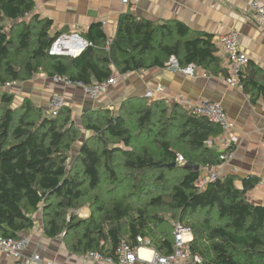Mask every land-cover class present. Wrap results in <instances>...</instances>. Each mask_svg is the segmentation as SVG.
<instances>
[{"label": "trees", "instance_id": "trees-1", "mask_svg": "<svg viewBox=\"0 0 264 264\" xmlns=\"http://www.w3.org/2000/svg\"><path fill=\"white\" fill-rule=\"evenodd\" d=\"M35 9L34 0H0V235L26 236L42 218L45 234L63 236L75 253L115 256L121 242L135 246L143 236L168 255L174 248L173 223L181 221L192 228V251L206 264H264V204L247 196L260 179L249 176L238 187L230 174L203 189L197 186L202 170L222 163L221 152L207 146L218 124L176 102L135 97L117 113L105 108L88 111L92 117L85 113L82 124L93 131L96 144L88 139L72 157L83 129L72 108L50 115L30 97L16 105L17 95L8 89L37 73L101 82L113 66L123 74L162 68L172 56L182 66L194 63L228 75L213 38L181 22L156 24L124 14L110 42L103 23L95 22L85 33L89 46L78 55H54L51 46L65 30L54 31V21ZM244 84L258 85L264 98V85L254 78ZM171 107L190 113L192 127L179 132L181 139L189 136V152L172 145ZM176 152L185 155L186 165L171 166ZM195 152L201 155L193 157ZM119 169L128 176L121 179ZM88 201L91 212L82 218L78 210Z\"/></svg>", "mask_w": 264, "mask_h": 264}, {"label": "crops", "instance_id": "crops-1", "mask_svg": "<svg viewBox=\"0 0 264 264\" xmlns=\"http://www.w3.org/2000/svg\"><path fill=\"white\" fill-rule=\"evenodd\" d=\"M34 1L35 11L54 21V31L65 30L64 34L76 33L84 39L93 23L102 22L109 41L112 40L124 14H132L137 19L156 24L181 22L193 33L212 37L214 43L231 30L239 32L241 49L250 57L249 64L243 70L242 85H228L224 72H209L196 65L198 68L194 75L175 73L167 67L156 66L122 73L119 82L96 100L90 98L80 87L54 83L45 73L35 74L28 81L15 82L8 89L17 95V101L30 97L46 109L52 94L60 93L67 105L72 107L73 114L78 115L75 118L84 116L87 111L102 108L117 113L126 100L144 98L148 89L159 85L165 86L171 102H176L177 99L198 101L202 98L218 101L235 120L236 134L240 141L229 162L207 167L202 170V175L207 174L208 169L218 171L221 177L231 174L235 176L238 187H242L243 180L247 177H257L260 179L258 185L247 196L255 204H264V98L259 94L258 85L250 84L246 87L244 84L245 79L254 78L257 84L264 85V29L253 18L252 0H141L137 6L125 5L122 0ZM219 57L221 66L226 70L224 57ZM112 69L113 72L118 71L114 66ZM147 99L149 102L157 100ZM182 107H171V142L174 147L179 146L189 152V136L181 139L179 135V132H186L192 127L187 119L190 113L182 110ZM175 110H178L177 116L174 115ZM217 130V135L210 137L207 146L220 151L216 139L222 130ZM210 141H213L212 145L209 144ZM200 155L201 153L195 152L193 157ZM39 222L36 229L26 234L30 237L31 244L23 257H11L0 249V264H40L32 259L36 253L41 255L45 263L106 264L91 261L83 254L70 251L63 237L49 238L40 227L42 222ZM154 251L153 246L147 248L140 245L138 248L141 260L151 258ZM137 264L145 263L139 261Z\"/></svg>", "mask_w": 264, "mask_h": 264}, {"label": "built area", "instance_id": "built-area-1", "mask_svg": "<svg viewBox=\"0 0 264 264\" xmlns=\"http://www.w3.org/2000/svg\"><path fill=\"white\" fill-rule=\"evenodd\" d=\"M140 1L122 0L123 4L131 6H137ZM251 9L254 13V20L264 29V0H252ZM89 44V41L82 38L79 34H62L54 41L50 52L54 55L76 56ZM215 44L218 48V55L224 57L225 67L228 72V75L225 77L226 83L231 86L240 85L242 83L243 70L249 64L250 57L241 49V36L239 32L231 30L228 34L220 36ZM166 67L175 73L189 75H194L198 68L193 63L182 66L175 56L171 57ZM120 76H122V73L114 71L104 81L93 82L91 84L79 81L74 86L82 88L90 98L96 100L103 93H106L111 86L117 84ZM65 79L56 76L52 77L54 83ZM145 97L164 99L166 102L172 101L165 86L162 85L148 89ZM176 102L192 114L206 117L220 126L222 131L217 137L216 143L221 152L220 158L222 162H229L234 157L240 137L236 134L235 120L228 114L223 105L218 101L208 98H202L198 101L177 99ZM64 106H67L64 96L60 93H54L48 102L47 112L50 115H57ZM209 144L212 145L213 141H210ZM175 162L177 165L184 166L187 164V159L182 153L176 152ZM208 170L207 174L202 175L197 182V186L200 189H203L210 182L221 178L218 171ZM173 226L175 236L174 248L173 252L168 255L161 254L155 250L151 258L141 260L138 254L139 246L152 247L150 239L143 236L137 238L135 246L127 241L121 242L115 251V256L104 255L98 250H90L83 255L91 261H101L106 264H137L139 261H143L145 264H206L201 254L192 251L191 242L194 238L192 228L181 221H175ZM30 244L31 239L28 236L4 237L0 235V249L14 258L19 259L23 257ZM32 259L40 264H57L54 262L45 263L38 253L34 254Z\"/></svg>", "mask_w": 264, "mask_h": 264}, {"label": "rangeland", "instance_id": "rangeland-1", "mask_svg": "<svg viewBox=\"0 0 264 264\" xmlns=\"http://www.w3.org/2000/svg\"><path fill=\"white\" fill-rule=\"evenodd\" d=\"M27 17H29V16H27ZM37 74H39V73H37ZM65 85H67V86H74V85H68V84H65ZM12 87H10V89H11ZM22 102V100H20V101H15V104L17 105V104H20ZM166 102V101H165ZM167 103V105H168V102H166ZM171 103V102H170ZM170 105V104H169ZM68 106H70V105H68ZM71 107V106H70ZM72 108V107H71ZM73 110V109H72ZM85 114V113H84ZM86 114H88V116H94V115H91V113L89 114V112L87 111L86 112ZM74 114H73V112H72V116H73ZM83 115V114H82ZM78 117V115H74L73 117L75 118V117ZM75 120H76V123L80 126V127H82L83 129H82V131H81V133H80V135L78 136L77 135V137H76V139L74 140V144H73V148H72V157H74V155L79 151V149L81 148V146L83 145V143H85L88 139H91L92 138V141H91V144H96V140L95 139H93L94 138V133H93V131H91V130H89V129H86L85 127H84V125L82 124V122L84 121V118H83V116H81V117H79V118H75ZM169 135H171V129H169ZM72 157H71V159L70 160H72ZM118 175L120 176V178L121 179H123V177H127L128 175H127V171H122L121 169H119V172H118ZM138 177H143V175H139ZM153 177H155L154 175H153ZM173 180L175 179V178H177V175H173L172 177H171ZM109 179H105V181H107V183H106V185L107 186H109V184H111L110 183V181H108ZM130 183H131V181H130V179H129V177H128V181L127 182H124V183H122V186H124V188L125 189H128L127 188V186L128 185H130ZM126 186V187H125ZM110 187V186H109ZM91 209H92V207L90 206V202L88 201V203H86L82 208H80L79 210H78V214H79V216L80 217H82V218H85V217H88V215L90 214V212H91ZM39 221H41L42 222V218H40V220ZM38 221V223H37V225L40 223ZM36 225V226H37ZM40 227H41V229L44 231V228H43V222H42V225L40 224ZM36 229V228H35ZM28 234H30V232L28 233ZM27 236V235H26ZM61 237H63V236H61Z\"/></svg>", "mask_w": 264, "mask_h": 264}, {"label": "bare ground", "instance_id": "bare-ground-1", "mask_svg": "<svg viewBox=\"0 0 264 264\" xmlns=\"http://www.w3.org/2000/svg\"><path fill=\"white\" fill-rule=\"evenodd\" d=\"M54 43V42H53ZM72 47H73V45H71ZM66 56H68V55H66ZM56 77H61V78H66L65 80H60V81H58L57 83H59V84H68V85H74L76 82H73L70 78H68L67 76H63V75H59V74H56L55 75ZM52 78V77H51ZM69 80H70V82H69Z\"/></svg>", "mask_w": 264, "mask_h": 264}, {"label": "water", "instance_id": "water-1", "mask_svg": "<svg viewBox=\"0 0 264 264\" xmlns=\"http://www.w3.org/2000/svg\"><path fill=\"white\" fill-rule=\"evenodd\" d=\"M171 166H173V167H177L178 165L176 164V162H173V163L171 164ZM192 167L196 168L197 170L200 169V165H192Z\"/></svg>", "mask_w": 264, "mask_h": 264}]
</instances>
